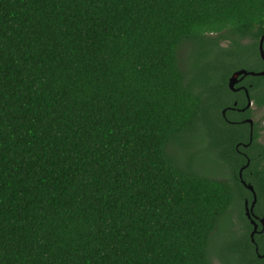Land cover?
I'll return each instance as SVG.
<instances>
[{
	"label": "trees",
	"instance_id": "obj_1",
	"mask_svg": "<svg viewBox=\"0 0 264 264\" xmlns=\"http://www.w3.org/2000/svg\"><path fill=\"white\" fill-rule=\"evenodd\" d=\"M263 35L264 0H0V264H264L238 177L264 220V147L227 88Z\"/></svg>",
	"mask_w": 264,
	"mask_h": 264
},
{
	"label": "rangeland",
	"instance_id": "obj_2",
	"mask_svg": "<svg viewBox=\"0 0 264 264\" xmlns=\"http://www.w3.org/2000/svg\"><path fill=\"white\" fill-rule=\"evenodd\" d=\"M191 51H192V46L189 43L183 44L181 46L180 50H179V54L178 55L180 57V66L185 72H187L189 67H190V61L191 60H190V53L189 52H191ZM247 64H250V63H248V62L243 63L244 66H248ZM250 114H251L252 120L255 122V124L257 126V129H259L257 142L261 146L264 147V107L263 108H257L252 103L251 108H250ZM189 140H191V141L193 140V143L198 144L200 146V148H201V144L200 143H204L205 140H207V138L205 137L204 132H199L198 134L195 133L194 137L189 139ZM242 145H244L243 146L244 148H247L248 143L247 144H240V147ZM206 146L205 145L202 146L203 151L201 153V159L204 161V164H207L206 162H208V161H210L212 159L211 158L212 157V153L210 152V150L208 148L206 149ZM183 153H184V155H186L184 157L185 160H187L188 157H193L194 158L193 154H191L189 152L183 151ZM217 163H219V161ZM213 168L217 169L216 166H213ZM213 168H212V171H211L210 167H207V169L198 168L197 170L202 172V173H204L205 175H207L209 177H212V178L229 180V179H227V178H229L228 170H223V172H220V171H215ZM245 184H247V183H245ZM250 202L251 201H249V203ZM235 215H237V213H235ZM231 220L234 222L233 223V226H234L233 229L238 228V225H239L240 222L237 221L236 219L232 218V217H231ZM238 229H240V228H238ZM238 229L236 231H238ZM216 264H220V262H217Z\"/></svg>",
	"mask_w": 264,
	"mask_h": 264
},
{
	"label": "water",
	"instance_id": "obj_3",
	"mask_svg": "<svg viewBox=\"0 0 264 264\" xmlns=\"http://www.w3.org/2000/svg\"><path fill=\"white\" fill-rule=\"evenodd\" d=\"M263 42H264V35L259 39L258 46H257L258 52H259V57L262 60V62L264 63ZM248 76H251V77L264 76V69L261 70L260 72L248 71L246 69H238V70L234 71L230 75V77L228 78V80H227V88L230 91H232V92L233 91H238V89L235 88L234 86L237 83H239L243 78L248 77ZM244 90L246 92V89H244ZM250 105H251V100L249 99V97H247V103H246L245 108H248ZM247 122L250 123V124L252 123L251 119H248ZM250 135H251V132H250ZM250 143H251V140H250L249 144ZM247 165H248V162H247V164L245 166H243L242 168H240V170H239V177L241 176V171L244 168H246ZM241 184L252 195V200H251L250 203H248L247 200L244 201V212H245L246 219H248L250 221V224H252V226H253L252 232L250 233V238H251V242L254 243L253 236L256 233L257 226L254 223V221L251 220V218L253 216V208H254V206L256 204V195H255V192H254V190H253V188H252L251 185L245 184L242 180H241ZM260 224H261V231H262L264 229V220L263 219H260ZM255 252H257V247H255ZM258 257H262V256H258Z\"/></svg>",
	"mask_w": 264,
	"mask_h": 264
},
{
	"label": "flooded vegetation",
	"instance_id": "obj_4",
	"mask_svg": "<svg viewBox=\"0 0 264 264\" xmlns=\"http://www.w3.org/2000/svg\"><path fill=\"white\" fill-rule=\"evenodd\" d=\"M263 48H264V47H263ZM257 49H258V48H257ZM263 64H264V63H263ZM242 69H244V68H242ZM263 69H264V66H263ZM263 69H262V70H263ZM258 72H260V71H258ZM246 78H247V77L243 78L239 83H237V84L234 86L235 88L238 89V91H233L234 94H237V95H239V96H241V95L243 94L244 99H245V105H244L243 107H240V108L232 107V108H230V109H231V110H236V112H238V113L240 114L239 122H240V123H243V124H246V125L249 127L250 132H251V134H252L253 125H254L255 122L252 120L251 117H247V116L245 115L246 110H250L251 105H252V101H251V105H250L248 108H245L246 103H247V97H249L248 89H247L246 85L244 84V82H246ZM244 89H246V92H247V93L245 92ZM240 94H241V95H240ZM232 105H233V106H236V102H233ZM226 109H229V108H226ZM226 109H223V110H222V116H223V118H224L228 123H231V122H229V121L226 119ZM248 119H251V121H252L251 124L247 122ZM248 145H249V144H248ZM243 146H244V145H242L241 147L244 148ZM240 154H242V153H240ZM243 157L245 158V155H244V154H243ZM239 170H240V168H239ZM242 171H243V170H242ZM242 171H241V176H240V177H239V174H238V177H239V181H240V182H241V180H243V178H242ZM243 181H244V180H243ZM245 200H247V199H243V211H244V201H245ZM247 201H248V203H249L250 200H247ZM244 215H245V212H244ZM251 220H253L254 223H255L256 226H257L256 233H255V234H259V233H261L262 231L260 230V227H261V224H260V218L257 217V216H255V215H253L252 218H251ZM247 221H248L249 225H251V227H252V224H250V221H249L248 219H247ZM251 229H252V228H251ZM261 256H262V255H261ZM259 258L261 259V258H263V256H262V257H259Z\"/></svg>",
	"mask_w": 264,
	"mask_h": 264
}]
</instances>
